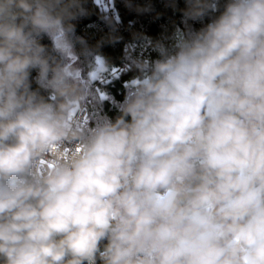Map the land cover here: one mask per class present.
I'll return each mask as SVG.
<instances>
[{"label":"clouds","instance_id":"clouds-1","mask_svg":"<svg viewBox=\"0 0 264 264\" xmlns=\"http://www.w3.org/2000/svg\"><path fill=\"white\" fill-rule=\"evenodd\" d=\"M92 2L95 47L88 0H0V264H264V0H162L184 27L133 33L114 116Z\"/></svg>","mask_w":264,"mask_h":264},{"label":"trees","instance_id":"trees-1","mask_svg":"<svg viewBox=\"0 0 264 264\" xmlns=\"http://www.w3.org/2000/svg\"><path fill=\"white\" fill-rule=\"evenodd\" d=\"M114 11L113 18L117 34L123 37L119 43L115 45L105 44L100 47V54L109 58L113 65V71L106 74L107 78L105 84L101 86L98 91H107L112 100L104 101L102 105L103 113L109 116L116 114L112 106V101L120 100L124 92V84L129 79L136 75L134 69H131L126 63L125 57L128 55L126 45L132 39L133 33L139 34L146 38L147 41H164L170 42V37L173 32L184 27L182 20V13L177 9L166 8L162 0H152L155 6V12L150 14H136L129 12L124 6L123 0H111ZM183 3L179 4L183 8ZM87 7L89 15L82 18L77 23V35L82 37L88 46L95 47L101 37L106 36L109 32L108 25L101 19V9L97 7L92 0H88ZM206 18L204 23H207ZM197 24L196 27H199ZM43 43H50L47 39ZM79 49V45H77ZM132 56H142L146 58H153L156 53L152 51L149 43H142L134 47ZM81 68L86 71V66L80 61Z\"/></svg>","mask_w":264,"mask_h":264},{"label":"built area","instance_id":"built-area-1","mask_svg":"<svg viewBox=\"0 0 264 264\" xmlns=\"http://www.w3.org/2000/svg\"><path fill=\"white\" fill-rule=\"evenodd\" d=\"M102 4L105 7V10H107L109 12L110 16H113L114 11L112 8V2L111 0H102ZM107 78L104 77L100 82H98L97 84V90H99L101 88V86H103L106 82Z\"/></svg>","mask_w":264,"mask_h":264}]
</instances>
